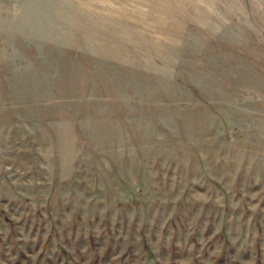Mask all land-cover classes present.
Returning a JSON list of instances; mask_svg holds the SVG:
<instances>
[{
  "label": "rangeland",
  "instance_id": "374dc122",
  "mask_svg": "<svg viewBox=\"0 0 264 264\" xmlns=\"http://www.w3.org/2000/svg\"><path fill=\"white\" fill-rule=\"evenodd\" d=\"M0 264H264V0H0Z\"/></svg>",
  "mask_w": 264,
  "mask_h": 264
}]
</instances>
